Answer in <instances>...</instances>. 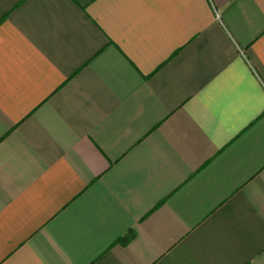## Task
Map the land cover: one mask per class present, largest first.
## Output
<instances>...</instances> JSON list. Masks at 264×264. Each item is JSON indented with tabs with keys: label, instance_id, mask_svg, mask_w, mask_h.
<instances>
[{
	"label": "crops",
	"instance_id": "0c3cea01",
	"mask_svg": "<svg viewBox=\"0 0 264 264\" xmlns=\"http://www.w3.org/2000/svg\"><path fill=\"white\" fill-rule=\"evenodd\" d=\"M0 264H264V0H0Z\"/></svg>",
	"mask_w": 264,
	"mask_h": 264
},
{
	"label": "trees",
	"instance_id": "16d2710c",
	"mask_svg": "<svg viewBox=\"0 0 264 264\" xmlns=\"http://www.w3.org/2000/svg\"><path fill=\"white\" fill-rule=\"evenodd\" d=\"M133 238H134V233L130 232L127 236L120 238L119 241H122V243H128Z\"/></svg>",
	"mask_w": 264,
	"mask_h": 264
}]
</instances>
